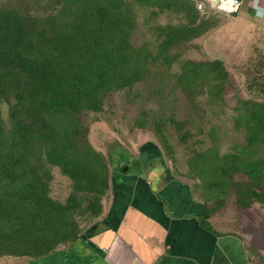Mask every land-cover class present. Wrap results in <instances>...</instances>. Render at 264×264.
Wrapping results in <instances>:
<instances>
[{
	"label": "rangeland",
	"instance_id": "374dc122",
	"mask_svg": "<svg viewBox=\"0 0 264 264\" xmlns=\"http://www.w3.org/2000/svg\"><path fill=\"white\" fill-rule=\"evenodd\" d=\"M58 2L0 0V8L18 11L24 22L43 19L30 23L32 27L41 26L37 32L27 31L35 46L23 53L44 67V82L58 79L64 85L72 83L74 89L82 82L78 74L84 77L92 58L110 60L114 67L113 60L121 49L128 54L120 71H110L113 77L108 87L99 90L98 108L82 107L75 114L82 123L81 138L104 157L108 189L95 201L96 195L76 193L70 176L61 166L46 164L44 154H39L34 143L24 158L23 153L10 149L12 135H0V155L14 161L19 171L26 163L37 166L33 170L46 181L47 194L53 200L65 204L76 193L73 200L79 205L72 214L77 235H81L101 215L93 216L82 209L92 201L95 211L104 205L108 210L115 196L124 198L121 191L129 188L137 159H142L144 153L155 154L176 180L189 186L191 196L208 212L206 218L218 220L222 231L233 229L244 235L258 226L257 244L261 250L263 215L257 216L259 223H251L253 230L249 224L254 213H263L260 208L264 211V203L253 202L250 208L240 206L236 193L243 186L240 182L264 192V95L259 92L264 86L262 31L236 22L233 12L213 6L211 0H131V21L119 24L127 25L123 27L122 40L127 44L123 47L116 39L115 44L99 45L93 54L100 57H93L92 49L85 52L84 43L96 35L100 11L91 5L82 23L72 10ZM198 2L204 7L198 9ZM71 4L85 8L80 1ZM51 13L56 18L44 22ZM66 21L81 24V28L76 41L68 38L61 43L58 31ZM126 58H133V63ZM135 73L140 75L125 84ZM252 79L259 85L249 88ZM38 87H29L30 100L51 91L48 85L41 90ZM9 89L0 101V117L7 127L16 122L11 116L18 104ZM147 147L152 150H144ZM41 159L43 164L38 165ZM71 243L63 242L53 250ZM67 255L71 262L72 256ZM38 258L4 254L0 255V264H43L47 259Z\"/></svg>",
	"mask_w": 264,
	"mask_h": 264
},
{
	"label": "trees",
	"instance_id": "16d2710c",
	"mask_svg": "<svg viewBox=\"0 0 264 264\" xmlns=\"http://www.w3.org/2000/svg\"><path fill=\"white\" fill-rule=\"evenodd\" d=\"M77 1L85 8L79 9L75 5L72 7L71 2ZM96 1L100 3L97 4ZM141 1L146 3V0ZM60 2L65 9L72 10L82 23L87 19L85 12L88 7L94 5L100 11V20L94 29L96 35L86 39L84 43L85 52L92 49L91 56L100 57L93 54L94 48L109 45L110 42L115 44L116 39L123 47L127 44L122 41L125 36L123 27L127 25L119 24H128L131 21L128 14L131 0H59L58 3ZM55 18L56 15L51 13L44 22H51ZM35 21L43 19L24 22L18 11L0 8V101L6 98L5 92L9 88L14 93L16 102L18 101L11 116L12 120L16 119L15 123L7 127V123L0 117V135H12L9 147L20 155L23 153L22 158L27 156L28 148L33 150L34 143L41 152L39 154H44L46 164H57L70 176L76 193L93 194L96 195L93 201L98 200V196L108 189V167L103 155L94 150L85 138H81L84 135L81 130L82 123L75 114L82 107L98 108L99 90L108 87L109 79L113 77L109 75L110 71H120L119 68L123 67L122 61L128 54L121 49L113 60L116 64L114 67L110 65V60L92 58L87 63L84 77L78 74V79L82 82L74 89L72 83L64 85L58 79L44 82V67L35 60H30L29 54L23 53L24 50L34 49L35 43L30 41L31 37L26 33L39 31L38 27L41 25H30ZM66 22L68 23H62L58 31L57 37L61 43L68 38L76 41L77 30L81 28V24ZM121 35L123 36L120 40ZM126 59L133 63V58ZM138 74L140 75L135 73L128 77V83L125 84L135 81ZM37 85L38 90L48 85L51 91L47 95L42 92L35 96V100H30L32 95L29 87ZM249 85V88H254L259 84L252 79ZM259 92L264 95V86ZM144 150L152 149L147 147ZM42 164L43 159L38 165ZM34 167L37 166L26 163L19 171L14 161L12 163L3 154L0 155V255L42 257L53 251L57 245L73 242L80 237V234L77 235V225L72 214L73 209L79 205V201L75 203L73 200V197L76 199V193H72L65 204L51 199L47 194L46 181L33 170ZM240 184L243 186L236 193L240 199L238 205L249 207L253 202L264 203L262 190L256 189L250 183ZM69 201L72 202L71 205ZM89 203L82 211H91L93 216H98L102 207L98 206L95 211L91 208L92 201ZM204 215L207 217L208 212L204 211Z\"/></svg>",
	"mask_w": 264,
	"mask_h": 264
},
{
	"label": "crops",
	"instance_id": "0c3cea01",
	"mask_svg": "<svg viewBox=\"0 0 264 264\" xmlns=\"http://www.w3.org/2000/svg\"><path fill=\"white\" fill-rule=\"evenodd\" d=\"M233 19L261 30L263 36L264 0H241ZM133 169L129 188L121 191L124 198L115 196L79 238L38 260L47 258L43 264H264L258 226L244 235L233 229L222 231L218 220L205 217L189 186L176 180L155 154L144 153ZM260 209L263 213H254L249 226L253 230L251 223H259L257 216L263 215L259 231L264 233ZM68 253L71 262L65 257Z\"/></svg>",
	"mask_w": 264,
	"mask_h": 264
},
{
	"label": "built area",
	"instance_id": "2783aa9c",
	"mask_svg": "<svg viewBox=\"0 0 264 264\" xmlns=\"http://www.w3.org/2000/svg\"><path fill=\"white\" fill-rule=\"evenodd\" d=\"M222 1H223V0H219L220 3H221ZM226 1L229 2V4H230V8L225 9V8H223V7H220L221 5H218L219 2L216 3V4L212 3V5H213V6H216V7H218V8H221V9H223V10H225L227 13H231V12L236 11V10L238 9L240 3H241V0H226ZM196 7H197L198 9H201V8L204 7V4H203L202 2H198L197 5H196Z\"/></svg>",
	"mask_w": 264,
	"mask_h": 264
},
{
	"label": "bare ground",
	"instance_id": "6f19581e",
	"mask_svg": "<svg viewBox=\"0 0 264 264\" xmlns=\"http://www.w3.org/2000/svg\"><path fill=\"white\" fill-rule=\"evenodd\" d=\"M211 1H213V3L216 4V3H218L219 0H211ZM218 5H221L220 7H223V8H225V9L230 8V4H229V2L226 1V0H223L221 3L219 2Z\"/></svg>",
	"mask_w": 264,
	"mask_h": 264
},
{
	"label": "water",
	"instance_id": "95a60500",
	"mask_svg": "<svg viewBox=\"0 0 264 264\" xmlns=\"http://www.w3.org/2000/svg\"><path fill=\"white\" fill-rule=\"evenodd\" d=\"M218 2H219V1H218ZM123 170H125V168H124Z\"/></svg>",
	"mask_w": 264,
	"mask_h": 264
}]
</instances>
